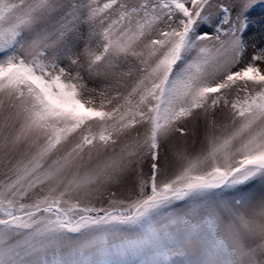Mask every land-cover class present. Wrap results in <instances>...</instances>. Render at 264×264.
<instances>
[{"label": "snow or ice", "instance_id": "snow-or-ice-1", "mask_svg": "<svg viewBox=\"0 0 264 264\" xmlns=\"http://www.w3.org/2000/svg\"><path fill=\"white\" fill-rule=\"evenodd\" d=\"M264 0H0V264H264Z\"/></svg>", "mask_w": 264, "mask_h": 264}, {"label": "rangeland", "instance_id": "rangeland-1", "mask_svg": "<svg viewBox=\"0 0 264 264\" xmlns=\"http://www.w3.org/2000/svg\"><path fill=\"white\" fill-rule=\"evenodd\" d=\"M253 26L252 32L257 33L264 30V6L258 7L251 13Z\"/></svg>", "mask_w": 264, "mask_h": 264}]
</instances>
